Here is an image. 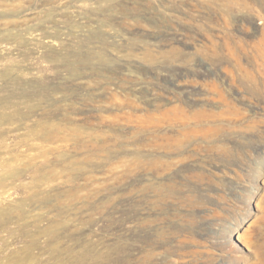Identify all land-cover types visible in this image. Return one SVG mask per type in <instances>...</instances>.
<instances>
[{
	"label": "rangeland",
	"instance_id": "374dc122",
	"mask_svg": "<svg viewBox=\"0 0 264 264\" xmlns=\"http://www.w3.org/2000/svg\"><path fill=\"white\" fill-rule=\"evenodd\" d=\"M0 87V264H264V0H0Z\"/></svg>",
	"mask_w": 264,
	"mask_h": 264
},
{
	"label": "bare ground",
	"instance_id": "6f19581e",
	"mask_svg": "<svg viewBox=\"0 0 264 264\" xmlns=\"http://www.w3.org/2000/svg\"><path fill=\"white\" fill-rule=\"evenodd\" d=\"M29 54V53H28ZM61 59V58H60ZM32 61V60H31ZM65 61V60H64ZM77 61V60H76ZM59 62H61V60L59 61ZM11 63V62H10ZM36 63V62H35ZM7 65V64H6ZM71 65V64H70ZM30 67V66H29ZM16 68V67H15ZM22 69H24V68H22ZM44 69V68H43ZM48 69V68H47ZM75 69H76V65H75V63L73 62L72 63V66H71V68H70V70L71 71H75ZM12 70H13V68H10V67H7V68H5V70H4V72H3V74L5 75V76H8V75H10L11 77H12V79L13 80H11V83L13 84L12 85V87H10V89H8V94H12V95H16L17 94V92H19L20 94H21V96H23V97H28V96H30L31 94V91H29L27 88H25L24 86H22V84H23V70H21V69H16V70H18V72H17V76H13V73L14 72H12ZM45 70V69H44ZM28 72V71H27ZM44 73V72H43ZM75 73H76V71H75ZM29 74V73H28ZM27 77V76H26ZM29 77V76H28ZM42 77V76H41ZM5 78H7V77H5ZM20 79H22V81L20 80ZM7 83H8V81H7ZM2 85H3V83H2ZM9 87V86H8ZM49 87V86H48ZM47 87V88H48ZM1 88V87H0ZM34 91V90H33ZM37 91H41V90H37ZM1 93V92H0ZM4 93H5V91H4ZM19 94V95H20ZM12 95H11V97H12ZM44 96V95H43ZM18 97V96H17ZM51 97V96H50ZM15 99V98H14ZM29 99V98H28ZM30 100V99H29ZM11 103V102H10ZM17 103V102H16ZM30 103V102H29ZM36 104V103H35ZM8 105V104H7ZM9 106V105H8ZM17 106V105H16ZM29 107H30V105H28ZM42 106V105H41ZM4 108H5V106H3ZM18 108V107H17ZM16 108V109H17ZM31 108H32V106H31ZM30 108V109H31ZM19 109V108H18ZM27 110V109H26ZM15 111V110H14ZM37 111V110H36ZM30 112V111H29ZM8 113H10L9 111H8ZM25 113V112H24ZM31 114V113H30ZM0 116H2V114H0ZM14 116V115H13ZM2 119V118H1ZM54 126V125H53ZM54 128V127H53ZM28 145V144H27ZM32 147V146H31ZM35 148V147H34ZM36 156V155H35Z\"/></svg>",
	"mask_w": 264,
	"mask_h": 264
}]
</instances>
